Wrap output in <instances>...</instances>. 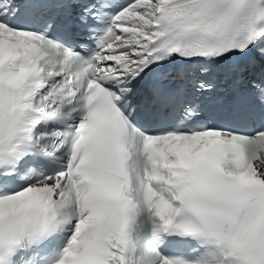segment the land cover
Wrapping results in <instances>:
<instances>
[{
  "label": "bare ground",
  "instance_id": "6f19581e",
  "mask_svg": "<svg viewBox=\"0 0 264 264\" xmlns=\"http://www.w3.org/2000/svg\"><path fill=\"white\" fill-rule=\"evenodd\" d=\"M155 3L153 0H145L140 2L136 4V6L132 8L131 11H129V14L126 15L129 19L134 17L133 20H130L129 24L137 28V31L134 33V35L127 39V42H129L130 46L137 45L138 43H144V39L148 35L146 30L150 27V18L152 17L153 13L157 11Z\"/></svg>",
  "mask_w": 264,
  "mask_h": 264
}]
</instances>
